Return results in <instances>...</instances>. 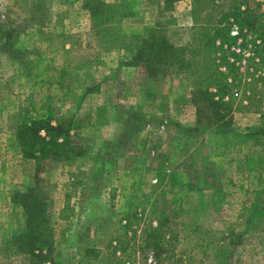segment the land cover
<instances>
[{"label":"rangeland","instance_id":"rangeland-1","mask_svg":"<svg viewBox=\"0 0 264 264\" xmlns=\"http://www.w3.org/2000/svg\"><path fill=\"white\" fill-rule=\"evenodd\" d=\"M105 1L129 4L123 11L129 16L102 38L85 0H0V264H13L5 242L24 225L13 193L36 186V179L55 231L56 264H156L140 244L142 228L159 216L153 210L173 218L171 231L180 233L163 264H182L177 259L195 251V264H209L212 252L202 239L246 232L264 210V83L255 76L264 70L255 73L250 61L252 33L246 32V48L243 40L235 46L242 72L231 127H201L187 76L152 78L145 67L125 73L127 55L113 41L116 33L140 34L173 20L167 25L173 43L190 45L192 0L172 10L155 0ZM256 1L264 13V0ZM24 110L69 128L77 156L39 168L25 159L16 140ZM135 207L146 216L140 225L133 220L136 236L125 237L122 221ZM245 238L234 248V263L264 264V235Z\"/></svg>","mask_w":264,"mask_h":264},{"label":"trees","instance_id":"trees-1","mask_svg":"<svg viewBox=\"0 0 264 264\" xmlns=\"http://www.w3.org/2000/svg\"><path fill=\"white\" fill-rule=\"evenodd\" d=\"M155 1H161L166 10H172L181 0ZM228 1L230 4L226 8L225 4ZM192 4V42L186 47L175 45L168 35L167 25L172 24L173 20L147 27L140 34L116 33L113 41H120L119 43L122 44L121 48L127 55L124 63L126 67H145L147 74L152 78L167 72L187 76L192 88L190 102L196 107L197 117L201 121L199 126L230 128L233 123L234 93L238 82L235 77L242 72V67H239L241 57L237 53L239 49L236 50L235 46H239L240 40H243V48L248 46L247 31L252 33L255 39L249 44V47L252 45L250 50L253 57L250 61L254 62L255 73L264 70L262 4L256 0H192ZM128 6L129 4L124 7L105 0H85L83 8L90 14L96 32L103 38L109 31H114V26L122 19L128 18L129 14L123 13ZM221 8L226 9L221 11ZM208 12L209 15H204ZM204 17L208 19H203ZM233 48L234 51L231 52ZM220 64L227 69V73L221 71ZM250 69V67L247 69L248 75H251ZM253 75L252 73L251 77ZM255 76L264 83V76L258 77L256 74ZM23 113V120L17 127L16 140L25 159L35 161L39 168L43 161L70 160L77 156L76 148L70 141L69 128L61 123L54 124L50 117L38 119L29 117L28 110H24ZM180 129L193 131L192 128ZM38 175L37 169V178ZM37 182L38 179L36 186ZM36 186L34 184L25 191L13 193L12 202L22 208L24 215V225L13 231L5 242V256H12L13 264H56L55 231L47 217L48 204L37 196ZM138 208H133V213H127L122 221V226L126 230L125 237H128L127 233L130 231L136 236L137 230H133L135 225L133 220L137 222L136 225H140L146 216V209L138 210ZM154 213L159 216L157 215L142 228L140 244L144 250L153 252L156 264H163L165 253L175 250L180 233L171 231L170 223L174 221L173 218L156 210H153ZM263 223L264 210H260L249 219L246 232L237 234L235 231H227L220 240L211 237L202 239L204 250L207 253L212 252L204 262L242 264L241 261L234 263V248L243 243L245 236L262 237ZM188 232H190L188 236L194 234L192 231ZM118 241L121 243L120 239ZM192 243L193 249L201 245L200 241L199 245L197 242ZM93 252L91 249L87 250V253ZM177 262L195 264L198 262L196 251L188 257L180 256Z\"/></svg>","mask_w":264,"mask_h":264},{"label":"crops","instance_id":"crops-1","mask_svg":"<svg viewBox=\"0 0 264 264\" xmlns=\"http://www.w3.org/2000/svg\"><path fill=\"white\" fill-rule=\"evenodd\" d=\"M108 1V0H107ZM140 68V67H139ZM122 69H123V71H125V73H127V71H130V70H138V68H135V67H126V66H122ZM98 95V94H97ZM84 96V95H83ZM100 96V95H99ZM73 100L74 98H70V97H68L67 99H65V100ZM82 99H83V97H81V101H82ZM84 99H86V98H84ZM80 101V100H79ZM66 102V101H65ZM99 106L100 105H97V107L95 106L94 108H93V110L95 111V113H97V109L99 108ZM95 117H96V114H95Z\"/></svg>","mask_w":264,"mask_h":264}]
</instances>
